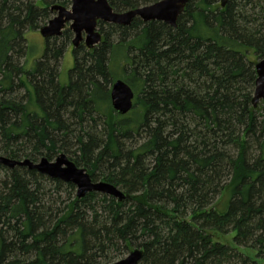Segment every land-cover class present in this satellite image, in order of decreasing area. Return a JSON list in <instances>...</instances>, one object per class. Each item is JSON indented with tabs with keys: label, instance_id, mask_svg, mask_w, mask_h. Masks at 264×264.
<instances>
[{
	"label": "trees",
	"instance_id": "trees-1",
	"mask_svg": "<svg viewBox=\"0 0 264 264\" xmlns=\"http://www.w3.org/2000/svg\"><path fill=\"white\" fill-rule=\"evenodd\" d=\"M160 1L109 3L126 12ZM55 5L72 0H0V156L69 154L129 198L79 200L73 184L0 165V264H112L135 249L139 264H264V101L252 103L264 0H190L176 27L100 23L92 50L73 48L67 28L29 71L26 35ZM118 80L135 93L125 116L111 104Z\"/></svg>",
	"mask_w": 264,
	"mask_h": 264
},
{
	"label": "water",
	"instance_id": "water-1",
	"mask_svg": "<svg viewBox=\"0 0 264 264\" xmlns=\"http://www.w3.org/2000/svg\"><path fill=\"white\" fill-rule=\"evenodd\" d=\"M190 0H162L155 4L132 9L126 12H117L110 5L109 0H72L69 8L55 5L51 11L54 17L43 26L39 33L45 39L61 37L64 30L69 28L73 34V48L84 44L89 50L98 46L103 35L99 24H113L128 27L135 19L144 23L163 22L176 27L178 19L186 10ZM229 0H221L222 7ZM258 78L253 96V107L256 109L264 101V59L256 64ZM135 93L123 80H118L111 87V104L113 110L121 116L127 115L134 107ZM0 165L13 170L17 167H27L54 180L73 184L77 189V199H83L89 193H101L115 198L119 202L129 198V194L113 184L104 181H93L89 172L79 168L67 155H59L55 161L44 158L39 162L29 159L12 160L0 156ZM143 258V250H133L125 259L112 264H139Z\"/></svg>",
	"mask_w": 264,
	"mask_h": 264
},
{
	"label": "rangeland",
	"instance_id": "rangeland-1",
	"mask_svg": "<svg viewBox=\"0 0 264 264\" xmlns=\"http://www.w3.org/2000/svg\"><path fill=\"white\" fill-rule=\"evenodd\" d=\"M28 45H29V51L27 55V62H26V69L29 71H33L36 68V65L38 61L41 60V58L44 55L45 52V46H46V40L41 36L39 31H29L26 35ZM75 60L73 55V49L69 48L65 52V55L63 57L61 68H60V83L62 85H68L70 82V73L71 70L74 68ZM23 93V92H22ZM67 155V154H66ZM70 159V155H67ZM56 158L53 160L55 161ZM71 160V159H70ZM44 185L47 187V189H52L53 183L51 181H45ZM77 194V189H76ZM52 198L55 195H51ZM61 196L63 197L62 200L65 199L66 195L65 193H62ZM230 201L229 195L227 194V197L223 196L219 199V207L222 209L224 205H226ZM234 238V235H229L227 237V241L232 240ZM131 253V250L129 251H122L118 255L116 254L114 257V260L112 263L118 262L122 259H125L129 254Z\"/></svg>",
	"mask_w": 264,
	"mask_h": 264
}]
</instances>
